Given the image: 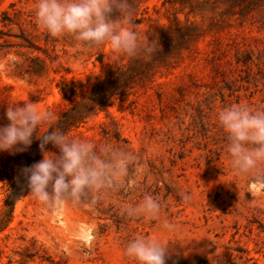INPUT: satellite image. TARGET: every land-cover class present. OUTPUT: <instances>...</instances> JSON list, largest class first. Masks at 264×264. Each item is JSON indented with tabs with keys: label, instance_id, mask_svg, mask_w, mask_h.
Wrapping results in <instances>:
<instances>
[{
	"label": "rangeland",
	"instance_id": "obj_1",
	"mask_svg": "<svg viewBox=\"0 0 264 264\" xmlns=\"http://www.w3.org/2000/svg\"><path fill=\"white\" fill-rule=\"evenodd\" d=\"M35 3L0 0V125L14 103L58 119L65 107L88 110L89 93L113 92L66 134L138 161L126 186L95 204L49 213L28 191L0 230V264H131L123 246L133 234L167 244L165 264H264V179L235 172L215 122L222 107H264V0H130L131 27L154 49L131 58L48 36ZM12 155L0 152V168ZM8 184L0 176V211ZM146 194L177 231L121 214Z\"/></svg>",
	"mask_w": 264,
	"mask_h": 264
},
{
	"label": "clouds",
	"instance_id": "obj_2",
	"mask_svg": "<svg viewBox=\"0 0 264 264\" xmlns=\"http://www.w3.org/2000/svg\"><path fill=\"white\" fill-rule=\"evenodd\" d=\"M33 14L38 29L52 38L71 37L85 51L107 45L113 54L130 58L154 51L139 41L131 27L130 0H36ZM5 117L8 123L0 125V152L15 154L26 150L33 138L39 140L42 159L22 173L29 195L49 213L62 204H95L125 187L129 170L137 165L133 152L109 141L93 143L67 135L56 126L52 110H41L31 102L7 106ZM215 122L226 135L235 172L264 179V107L243 103L222 107L215 113ZM42 125H46L44 131H40ZM49 143L58 152L47 151ZM181 199L187 203L191 195L183 192ZM162 207L161 201L146 194L138 203L122 206L121 214L158 222L164 232L177 231V225L161 215ZM166 245L159 237L133 234L124 243L123 255L131 264H165Z\"/></svg>",
	"mask_w": 264,
	"mask_h": 264
},
{
	"label": "trees",
	"instance_id": "obj_3",
	"mask_svg": "<svg viewBox=\"0 0 264 264\" xmlns=\"http://www.w3.org/2000/svg\"><path fill=\"white\" fill-rule=\"evenodd\" d=\"M74 94L73 90H70ZM65 94L66 90L63 89ZM113 92L104 94L102 97H96L92 93H89L86 97L90 106L88 110L71 113L74 107H65L62 111L61 117L56 120V126L65 133L70 130L71 127L76 126L79 122L83 121L87 117L95 106L108 104V98ZM90 109V110H89ZM52 128L48 129L51 132ZM35 137V136H34ZM39 140L33 138L32 144L24 151L17 152L12 155V164L4 163L0 168V176H4L9 183L5 189V193L2 199V209L0 211V230L11 220L14 205L17 200L22 198L29 191L26 186V180L23 176L22 170L31 166L33 163L38 162L42 153L38 147ZM53 146L51 143L45 146L46 150L51 149Z\"/></svg>",
	"mask_w": 264,
	"mask_h": 264
}]
</instances>
